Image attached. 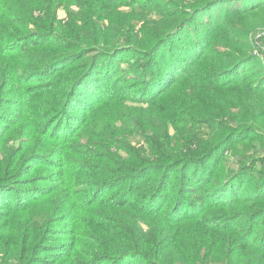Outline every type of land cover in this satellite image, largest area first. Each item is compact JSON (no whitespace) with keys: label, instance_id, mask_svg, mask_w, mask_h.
Instances as JSON below:
<instances>
[{"label":"trees","instance_id":"16d2710c","mask_svg":"<svg viewBox=\"0 0 264 264\" xmlns=\"http://www.w3.org/2000/svg\"><path fill=\"white\" fill-rule=\"evenodd\" d=\"M256 50L264 0H0V264H264Z\"/></svg>","mask_w":264,"mask_h":264},{"label":"rangeland","instance_id":"374dc122","mask_svg":"<svg viewBox=\"0 0 264 264\" xmlns=\"http://www.w3.org/2000/svg\"><path fill=\"white\" fill-rule=\"evenodd\" d=\"M58 13H59L60 17H64L65 16V11L63 9H59ZM257 56L260 59V61L264 62V55L262 53L258 52ZM254 145H255V149H254L255 152L253 153V155L255 157L264 156V149L262 148V143L261 142H255Z\"/></svg>","mask_w":264,"mask_h":264},{"label":"crops","instance_id":"0c3cea01","mask_svg":"<svg viewBox=\"0 0 264 264\" xmlns=\"http://www.w3.org/2000/svg\"><path fill=\"white\" fill-rule=\"evenodd\" d=\"M61 15V14H60Z\"/></svg>","mask_w":264,"mask_h":264}]
</instances>
